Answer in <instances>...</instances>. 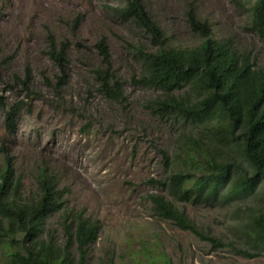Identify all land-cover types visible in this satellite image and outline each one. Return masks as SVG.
<instances>
[{"label": "rangeland", "instance_id": "374dc122", "mask_svg": "<svg viewBox=\"0 0 264 264\" xmlns=\"http://www.w3.org/2000/svg\"><path fill=\"white\" fill-rule=\"evenodd\" d=\"M141 1L163 30L166 45L191 47L196 42L186 16L193 3L197 17L214 35L252 51L258 63H264V43L247 31L241 7L251 0ZM118 2L0 0V96L7 106L25 103L12 136L0 112V163L4 153L12 157L26 198L35 196L37 173L48 167L60 188L70 191L67 209L84 210L100 222L86 264H264V256L247 259L232 252L230 245L244 246L234 232L233 206L176 204L199 230L225 245L218 249L160 220L152 210L147 197L164 194L148 183L164 175L156 148L172 154L174 130L143 110L153 92L131 85L141 66L129 47L151 50V45L135 24L109 16L106 7ZM49 34L56 44L69 45L60 89L61 74L47 56ZM101 39L108 48L111 71L123 86L122 104L97 90L93 71L105 68L96 48ZM27 74L30 86L25 90L13 77L23 80ZM59 218L49 219L47 229H55L61 241Z\"/></svg>", "mask_w": 264, "mask_h": 264}, {"label": "trees", "instance_id": "16d2710c", "mask_svg": "<svg viewBox=\"0 0 264 264\" xmlns=\"http://www.w3.org/2000/svg\"><path fill=\"white\" fill-rule=\"evenodd\" d=\"M117 1L119 5L106 7L109 16L135 24L149 36L151 45V50L143 45L129 47L141 66L131 85L153 92L143 110L174 130L172 154L156 148L164 175L148 183L167 197L149 195L152 210L160 220L218 249L225 245L199 230L176 204L233 206L234 232L246 247L232 244V252L247 259L264 256V63H258L252 51L239 52L231 41L216 39L208 23L197 17L193 3L186 16L196 42L191 47H171L141 0ZM241 7L248 32L264 43V0ZM96 48L105 66L93 71L97 90L105 99L122 104L123 86L111 71L105 40L98 41ZM68 49V44H56L48 35L47 56L61 74L59 89L65 84ZM13 79L29 89L28 74L23 80L16 75ZM2 98L4 127L13 135L25 103L19 100L7 106ZM2 158L0 264H86L100 222L84 210L67 209L64 193L68 190L58 189L48 167L38 171L36 197L26 199L13 163L5 154ZM54 215L60 216L61 241L56 230L47 229Z\"/></svg>", "mask_w": 264, "mask_h": 264}, {"label": "clouds", "instance_id": "9594fccd", "mask_svg": "<svg viewBox=\"0 0 264 264\" xmlns=\"http://www.w3.org/2000/svg\"><path fill=\"white\" fill-rule=\"evenodd\" d=\"M209 25V24H208ZM159 26V25H158ZM210 26V25H209ZM160 28V27H159ZM161 29V28H160ZM210 29H211V27H210ZM246 29H247V24H246ZM162 30V29H161ZM212 31V30H211ZM248 31V30H247ZM162 32H163V30H162ZM213 34V33H212ZM163 35H164V32H163ZM213 36L216 38V39H219L216 35H214L213 34ZM164 37H165V35H164ZM166 39V38H165ZM219 40H229V41H231L232 42V44H233V46H234V48L237 50V51H239V52H243V51H249V50H247V49H238L237 47H236V45H235V43L232 41V40H230V39H219ZM171 47H178V46H171ZM49 58V57H48ZM50 59V58H49ZM5 128V127H4ZM6 130V129H5ZM7 132V131H6ZM16 133V132H15ZM14 133V134H15ZM8 135H10V136H12L11 134H9V133H7ZM13 134V135H14ZM2 150L4 149V148H1ZM5 155H6V157L13 163V169H14V162H13V160H12V157H10L7 153H4ZM3 156V155H2ZM3 158H2V161H1V163H0V167L2 166V164H3ZM41 168H45V167H41ZM49 171L51 172V170L49 169ZM55 176H56V178H57V181H58V189L59 190H68L67 188H60V182H59V179H58V177H57V175L54 173V172H52ZM38 174H39V172L37 173V177H38ZM20 179H21V182H22V178L20 177ZM36 181H37V179H36ZM36 181H35V185H36V192H37V184H36ZM23 183V182H22ZM22 190H23V185H22V188H21ZM69 191V190H68ZM65 192L64 193V198L66 199V196L70 193V191L69 192ZM22 193H23V191H21ZM36 197V194H35V196L34 197H30V198H35ZM30 198H26V199H30ZM60 215H61V213H59ZM55 216H57V215H54L52 218H54ZM88 217V216H87ZM51 219V218H50ZM60 219V218H59ZM59 222H60V220H59ZM53 230H55V229H53Z\"/></svg>", "mask_w": 264, "mask_h": 264}]
</instances>
